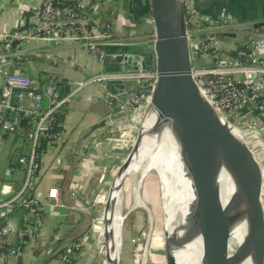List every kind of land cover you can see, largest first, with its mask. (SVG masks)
<instances>
[{
    "label": "crops",
    "instance_id": "obj_1",
    "mask_svg": "<svg viewBox=\"0 0 264 264\" xmlns=\"http://www.w3.org/2000/svg\"><path fill=\"white\" fill-rule=\"evenodd\" d=\"M130 1L104 0L91 6V16L102 24H111L114 43L138 41L149 43L152 48L155 31L151 17L143 14L140 8L132 10ZM4 3L8 7L0 18V40L8 32L32 25L41 0H2L0 7ZM193 5L205 16L218 21L225 20L228 24L264 21V0H193ZM250 37L251 35L242 34L237 39L218 37L214 41L219 51L234 53ZM28 49L32 52V58L30 64L24 66L26 70L23 72L40 88L49 85H43L44 80L53 76L59 78L58 96L61 88H65L66 96L88 79L104 75L105 70L112 74L118 68L114 63L104 68L103 62L65 34L36 37L28 45ZM258 55L264 56V50ZM222 56L225 57V54ZM107 94L110 93L106 87L96 83L89 84L64 106L66 116L61 142L48 145L41 156V169L35 190V195L43 204V223L38 237L25 246L19 256L6 257V263L64 264L58 254L67 247L81 244L75 264H97L101 240L92 231V227L103 214V209L98 210L95 205L97 195L107 193L113 178L112 173L115 169L117 171L130 152L136 135L134 119L127 116V120L121 125L99 130L90 137L86 143L92 145L93 140L98 137L96 140H100V145L98 148L91 146L93 155L86 173L79 171L80 158L77 165H73L72 153L80 133L110 115L105 101ZM126 96L122 94L113 97L115 100H123ZM24 105L30 107L31 103L25 100ZM255 115L254 109H245L241 114V121H247ZM29 153L30 144L25 135L22 136L17 130L7 133L0 130V201L11 199L21 186L25 174V160ZM120 159L122 161L118 163ZM51 188L58 190L61 205L58 214H51L49 210L51 201L48 199V191ZM100 200L104 203L105 195ZM23 217L24 212L18 210L10 222L21 225ZM8 242L16 244V238L11 236Z\"/></svg>",
    "mask_w": 264,
    "mask_h": 264
},
{
    "label": "water",
    "instance_id": "obj_2",
    "mask_svg": "<svg viewBox=\"0 0 264 264\" xmlns=\"http://www.w3.org/2000/svg\"><path fill=\"white\" fill-rule=\"evenodd\" d=\"M2 1V0H0ZM132 10L140 8L149 15L155 31L153 47L149 43L124 41L109 43L104 46V68L111 63L117 65L112 74L137 72L142 70L155 74L156 79L150 102L141 120L136 138L130 152L115 172L103 203V264H120L115 239L114 213L117 199L115 193L123 194L126 179L131 175L134 165L147 161L141 158L143 149L154 152L160 145L162 133L168 126L174 133L179 145V154L187 175L194 189V203L191 211V227L181 241L173 240L177 247L186 246L194 235L203 241L201 264H222L227 249L228 230L233 222L231 213L234 200L223 203L219 181L223 173H228L241 182L240 195L244 193L243 184L248 180L256 183L261 195L255 227L264 230V163L256 156L244 139L230 127L225 118L208 102L199 89L192 75L193 65L212 67L201 59L193 40L190 48L187 18L184 7H178L176 0H131ZM8 4L0 7V18L7 10ZM134 8V9H133ZM225 30L212 34V38L226 37L237 39L239 35H251L243 46L249 49L253 42L264 36V21L245 24H228ZM19 42H13L9 50ZM28 45L20 47L28 51ZM37 59V58H33ZM10 62L9 68L25 71ZM111 72L105 70L104 75ZM146 80H106L105 86L112 96L135 93L147 86ZM65 88H61L59 99L63 98ZM127 114L118 112L88 126L78 136L73 150V165L76 166L82 146L97 131L112 125H121L127 120ZM124 121V122H125ZM30 119L21 121L20 128H26ZM264 234V233H263ZM248 241V239H247ZM178 243V244H177ZM256 250L253 264H264V235L249 241ZM168 239L166 240V246ZM166 264H178L175 257L165 249Z\"/></svg>",
    "mask_w": 264,
    "mask_h": 264
},
{
    "label": "built area",
    "instance_id": "obj_3",
    "mask_svg": "<svg viewBox=\"0 0 264 264\" xmlns=\"http://www.w3.org/2000/svg\"><path fill=\"white\" fill-rule=\"evenodd\" d=\"M102 1L104 0H41L32 25L8 32L0 40L4 43V47L0 48V130L4 133L14 132L20 128L22 120L30 119L25 128L30 153L25 160L24 180L11 199L0 201V264H8L5 262L6 257L19 256L23 248L38 237L43 223V204L35 195L41 169L39 149L44 140H48L49 145L61 142L63 131L54 130L56 113L86 85L96 83L105 88L106 80L148 82L145 88L128 94L123 100H115L112 95L107 94L105 101L110 114L124 112L136 120L150 102L156 76L142 70L94 76L61 99L57 95L60 80L56 76L49 78L48 86L40 88L24 72H10L14 69L8 67L9 57L12 58L11 63L18 67H24L31 62L32 52L29 49L21 51V46L29 45L36 37L62 34L71 36L102 62L105 57L104 46L114 43L111 24H102L91 16V6ZM67 2L73 3L69 5ZM180 3L189 15L187 34L190 48L193 47V40L199 39L194 46L205 64L212 65H193L192 75L199 89L248 146L254 150L257 146L264 149V56L258 55L264 50V36L262 40L250 45L249 52L241 51L238 59L228 60L220 54L212 38L215 32L225 30L227 23L200 13L193 5V0H180ZM154 41L155 35L152 43ZM13 42L19 43L6 52ZM25 100L30 101V107L24 105ZM249 108L254 109L256 115L247 121H241L242 112ZM96 139L92 145L88 142L82 146L79 156L80 172L86 173L89 169L93 155L91 146L98 148L100 145V140ZM9 174L10 171L7 172ZM48 199L51 201V214H58L61 205L57 188L49 189ZM18 210L24 211L23 222L21 225H13L10 221ZM100 220L101 218L97 219L96 224H93L92 231L95 233ZM11 236L16 238V244L8 242ZM75 249L79 251L81 244H76ZM63 263L71 264L67 255L63 257Z\"/></svg>",
    "mask_w": 264,
    "mask_h": 264
},
{
    "label": "bare ground",
    "instance_id": "obj_4",
    "mask_svg": "<svg viewBox=\"0 0 264 264\" xmlns=\"http://www.w3.org/2000/svg\"><path fill=\"white\" fill-rule=\"evenodd\" d=\"M176 3L179 7L180 0H176ZM141 158L149 162L146 167L147 171L155 170L160 174L164 185L165 213L167 215L165 231L166 240L168 239L166 248L175 257L178 264H201L203 253L201 236L194 235L193 239L189 240L184 247H177L176 244H173V240L181 241L191 227V211L195 194L192 182L180 158L179 145L174 133L168 126L164 128L159 147L154 152L149 149H143ZM141 169L142 165H134L131 174L137 173ZM220 179L219 186L223 203L235 199L231 213L233 222L228 230L227 249L222 264H253L256 250L250 247L249 241L260 238V241L263 242L264 235L263 226L255 227L254 223L255 220L259 219V216H257L258 207L261 204L259 189H257L256 183L248 180L242 187L244 193L240 195L239 188H241L242 184L238 182V178L236 180L235 177H231L228 173H223ZM122 197L123 194L115 193L117 203L113 230L115 228L114 235L119 257L123 249L122 227L125 221V216L121 210ZM105 202L106 199L104 200ZM174 222L176 223L175 226ZM96 232L103 244L102 246H104L103 215L99 227H96Z\"/></svg>",
    "mask_w": 264,
    "mask_h": 264
},
{
    "label": "rangeland",
    "instance_id": "obj_5",
    "mask_svg": "<svg viewBox=\"0 0 264 264\" xmlns=\"http://www.w3.org/2000/svg\"><path fill=\"white\" fill-rule=\"evenodd\" d=\"M223 58L225 57L223 56ZM145 110L133 121L136 123V135ZM256 152L258 158L264 163V149L257 146ZM121 161L120 159L118 163ZM148 163L147 161L142 164V169L131 174L124 184L121 210L125 221L122 227L123 249L120 264H166L165 220L167 215L165 213L164 185L157 171H147ZM115 171L116 169L112 176ZM104 195L106 196V194ZM97 196L96 208L103 209L101 197L99 198L100 194ZM141 205L143 206L140 207ZM94 223L96 224V222ZM175 224L174 222V226ZM99 249L97 264H103L104 246L102 248L100 246Z\"/></svg>",
    "mask_w": 264,
    "mask_h": 264
},
{
    "label": "trees",
    "instance_id": "obj_6",
    "mask_svg": "<svg viewBox=\"0 0 264 264\" xmlns=\"http://www.w3.org/2000/svg\"><path fill=\"white\" fill-rule=\"evenodd\" d=\"M69 5L72 4L71 2H67ZM64 4H66V1L64 2ZM185 10V15H186V18H187V21H189V15L187 13V10L186 8H184ZM209 37V35H206ZM4 47V43L2 41H0V48ZM241 51H244V52H249L248 49H244L243 47H239L238 50L234 53H225V52H221L220 51V54H225V57L229 60H236L239 58V52ZM10 72H15V70H10ZM47 83H50V80H44L43 81V85L47 84ZM60 86V85H59ZM65 116H66V108L63 107L62 110H59L57 113H56V123H55V127H54V130L57 131V132H62L63 131V124L65 122ZM18 132H20L23 135H25L26 131H25V128H19L17 129ZM49 145V142L48 140H44L42 141V145L39 149V154L40 156H42L43 153H45L46 151V148L48 147ZM24 212V211H23ZM70 250V251H69ZM69 251V252H68ZM78 253V250L75 249V246H72V247H67L65 249H63L59 254L58 256L60 257L61 260H63V257L65 255L68 256L69 258V261L71 262V264H75V261H76V254Z\"/></svg>",
    "mask_w": 264,
    "mask_h": 264
}]
</instances>
